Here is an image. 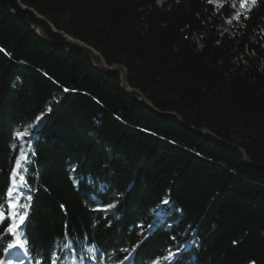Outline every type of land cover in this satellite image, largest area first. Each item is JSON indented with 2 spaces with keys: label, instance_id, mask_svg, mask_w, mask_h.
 I'll return each instance as SVG.
<instances>
[{
  "label": "trees",
  "instance_id": "trees-1",
  "mask_svg": "<svg viewBox=\"0 0 264 264\" xmlns=\"http://www.w3.org/2000/svg\"><path fill=\"white\" fill-rule=\"evenodd\" d=\"M22 1L182 119L0 5V192L16 133L44 114L24 173V264H151L169 248L172 264H264V0L232 25L230 0Z\"/></svg>",
  "mask_w": 264,
  "mask_h": 264
},
{
  "label": "snow or ice",
  "instance_id": "snow-or-ice-1",
  "mask_svg": "<svg viewBox=\"0 0 264 264\" xmlns=\"http://www.w3.org/2000/svg\"><path fill=\"white\" fill-rule=\"evenodd\" d=\"M214 2L215 0H209V3ZM220 2L222 6L223 0H220ZM257 3L258 0H230V8L233 14L225 23L232 25L233 21H236L243 24L244 21L250 18L248 14ZM4 51V49H0V52ZM48 110L51 111V108ZM43 115L41 113L32 124L28 125L22 132L16 133L17 137L24 141L23 143L19 146L17 144L12 145V148L18 151V155L15 157V163L11 168L6 191L0 192V264H24V261L19 258L20 255L23 254L24 257H29L34 247L25 224V221L30 216L32 196L25 193V189L30 190V185L24 173L27 172V166L31 163L30 155H34V152L29 153L31 148L30 138L34 135L31 129L38 126ZM163 203H168V201ZM115 206V204H108L105 208L94 210L107 212ZM153 226L149 225L148 227L152 228ZM65 227L67 228V226ZM68 237L69 234L66 231L64 238L59 243L61 249H72L71 243L65 242ZM122 251L127 252L129 250L122 249ZM131 251H135V248ZM179 251V248L175 250L169 248L166 254H161L159 258H152L151 264H160L161 260L166 262V264H172V261L177 258ZM130 255L131 253L129 252ZM129 256L124 257V259H129ZM4 257L8 259H4ZM59 259L60 257L53 253L51 255V264H58ZM251 264H255V261H252Z\"/></svg>",
  "mask_w": 264,
  "mask_h": 264
},
{
  "label": "water",
  "instance_id": "water-1",
  "mask_svg": "<svg viewBox=\"0 0 264 264\" xmlns=\"http://www.w3.org/2000/svg\"><path fill=\"white\" fill-rule=\"evenodd\" d=\"M0 5L7 8L17 19L29 26L33 32L49 45L64 50L67 53L84 55L92 61L98 70L107 75L118 76L125 93L138 98L142 103L155 111L158 116L172 117L182 122V119L177 114L161 113L146 99L140 90L132 88L130 86L128 70L124 65H110L107 63L101 51L58 29L47 16L41 14L36 8L25 4L22 0H0ZM200 133L208 138L216 139L208 130L200 131Z\"/></svg>",
  "mask_w": 264,
  "mask_h": 264
}]
</instances>
